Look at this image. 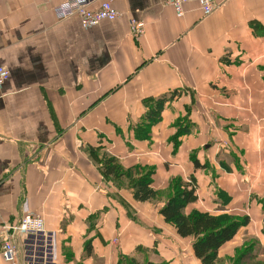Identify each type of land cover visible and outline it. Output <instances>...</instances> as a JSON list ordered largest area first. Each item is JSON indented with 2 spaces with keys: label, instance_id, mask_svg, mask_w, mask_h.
<instances>
[{
  "label": "crops",
  "instance_id": "obj_1",
  "mask_svg": "<svg viewBox=\"0 0 264 264\" xmlns=\"http://www.w3.org/2000/svg\"><path fill=\"white\" fill-rule=\"evenodd\" d=\"M62 1L0 0V66L11 73L0 86V225L42 214L57 234L59 264L71 256L118 264L138 246L169 264H200L194 238L180 237L160 204L137 202L132 189L104 177L90 152L102 145L127 168L155 165L159 190L175 173L194 175L201 198L192 206L250 217L219 254L251 237L252 257L264 259V0H215L208 16L190 2L182 17L169 0H112L122 15L92 28L77 17L58 20ZM130 18L146 23L142 38L131 35ZM174 90L181 94L152 145L137 141L131 121ZM186 105L197 129L174 154L171 122ZM190 152L207 159L214 178L195 169ZM213 189L226 198L222 210ZM0 264H11L1 251Z\"/></svg>",
  "mask_w": 264,
  "mask_h": 264
},
{
  "label": "trees",
  "instance_id": "obj_2",
  "mask_svg": "<svg viewBox=\"0 0 264 264\" xmlns=\"http://www.w3.org/2000/svg\"><path fill=\"white\" fill-rule=\"evenodd\" d=\"M180 94L181 90H174L173 92L166 93L149 102L148 110L142 117L146 128L151 130L153 126L161 123L163 121L162 116L166 106L175 98L179 97ZM184 121L185 123L183 124L181 121L176 124L178 131L174 132L170 138V142H173L174 154L178 151L182 143V137L191 133L192 122L190 118ZM146 135V133L145 135L138 134L137 138L143 140L146 138ZM101 151H103L102 145L90 147V152L94 156H101L100 168L104 177L114 181L127 179V185L132 189L134 198L137 202L146 203L160 201L162 194H167L168 198L164 201V205L160 209V214L167 223L176 228L179 236L183 238H194V253L202 264H217L220 249L225 244L232 241L238 235L242 227L248 226L250 223L249 216L225 213L213 214L212 212L199 209H193L188 213V207L199 201L198 182L194 175L190 176L188 179L183 176H174L171 178L166 190H159L153 186V176L156 172L155 168L148 171L144 170V166L142 167L141 165L127 168L118 156L107 152L100 155ZM191 160L194 163L195 169L204 168L201 167V162L197 159L196 155H191ZM145 169L147 168L145 167ZM250 246L253 251L256 242H252ZM85 250L87 257H90L93 253V245L90 241L85 244ZM147 251H149V249L142 246L136 248V253ZM250 256L252 257L251 253ZM118 264L164 263H157L151 260L143 261L134 254H123L120 255Z\"/></svg>",
  "mask_w": 264,
  "mask_h": 264
},
{
  "label": "built area",
  "instance_id": "obj_3",
  "mask_svg": "<svg viewBox=\"0 0 264 264\" xmlns=\"http://www.w3.org/2000/svg\"><path fill=\"white\" fill-rule=\"evenodd\" d=\"M48 1V0H41ZM94 0H63L54 7L58 20L71 17L80 19L84 28H92L104 20H115L122 13L113 5L112 0H103L98 7L93 6ZM197 2L205 16L210 15L216 8L215 0H169L177 15L186 13V5ZM130 33L135 39L145 35L146 23L136 18L129 19ZM10 70L0 66V86L10 77ZM18 240L22 242V259ZM119 238L113 243L118 245ZM0 251L4 259L11 264H59L57 249V234L46 229L45 218L42 214L28 211L16 224L0 225Z\"/></svg>",
  "mask_w": 264,
  "mask_h": 264
},
{
  "label": "rangeland",
  "instance_id": "obj_4",
  "mask_svg": "<svg viewBox=\"0 0 264 264\" xmlns=\"http://www.w3.org/2000/svg\"><path fill=\"white\" fill-rule=\"evenodd\" d=\"M176 99H174L173 101H175ZM173 101H171V102H173ZM177 101V100H176ZM170 104V103H169ZM189 106H185V109H186V112L184 113V114H182L181 116H178V118H176L174 121H172L171 122V126L172 127H174L175 128V132L176 131H178L177 130V126H176V124L178 123V122H182V124L183 123H185V121L184 120H186L187 118H189V116H188V114H189V112H188V110H190L189 108H188ZM163 117V116H162ZM182 117H187V118H182ZM178 119H179V121H178ZM143 120V121H142ZM191 121V120H190ZM192 122V121H191ZM160 124V123H159ZM225 125V124H224ZM223 125V126H224ZM157 126V125H156ZM154 127L155 126H153V128L151 129V130H149L148 128H146V125L144 124V119H142V118H140V119H135V120H133V121H131V123H130V125H129V130H131L132 131V133L134 134L133 136L135 137V139L137 140V141H139V138H137V135L138 134H140V135H145V133L147 134L146 135V138L145 139H143V141H146V142H148L149 143V145H152V143H153V131H154ZM119 129H120V127H119ZM196 129H197V125H194V123L192 122V126H191V133L190 134H195V131H196ZM173 135V134H172ZM172 135L170 134L169 136V138L168 139H170L171 137H172ZM187 136V135H186ZM185 137V136H184ZM184 138L182 137V140H183ZM172 144V146H173V142L171 143ZM173 148V147H172ZM179 150V149H178ZM201 152L203 151L202 149L200 150ZM104 152H107L106 150H104L103 149V151H101V153H100V155H102ZM178 152V151H177ZM176 152V153H177ZM107 153H110V152H107ZM110 154H112V153H110ZM191 155H196V157H197V159L199 160V158H198V155H197V152H190V158H191ZM91 156H92V158H93V160H94V162L98 165V166H100V164H101V156H99L98 155V157L97 156H94L92 153H91ZM200 161V160H199ZM201 163V167H204L205 169L207 168V172L206 173H208V174H210V176H212V178H214L215 176H214V170H213V168H212V165H210L208 162H207V159H206V161L204 160V159H201V161H200ZM203 163V164H202ZM205 163V164H204ZM141 165V164H140ZM139 164L138 165H136V166H140ZM142 167L144 166V165H141ZM145 167L147 168V169H145ZM155 168V170L157 171V167L155 166V165H146V166H144L143 167V169L144 170H153ZM203 168V169H204ZM102 171V170H101ZM156 173V172H155ZM182 174H179V173H175V174H173L172 175V177L171 178H173L174 176H183L184 178H185V174L186 173H184L183 171L181 172ZM155 175V174H154ZM192 176V175H191ZM190 177V176H189ZM188 177V178H189ZM153 178H154V176H153ZM187 178V177H186ZM187 178V179H188ZM202 178V177H201ZM213 180V179H212ZM198 182V181H197ZM115 183L120 187V188H122V187H124V185H126V187L128 186L127 185V179H125V180H119V181H115ZM198 185V184H197ZM211 185L213 186V185H215V183H214V180H213V182L211 183ZM167 189V188H166ZM166 189H164V190H166ZM163 190V189H162ZM198 192H199V185H198ZM207 192L208 193H210L209 192V190H207ZM213 194L215 193V195H216V197L215 198H217V197H219L218 196V193L221 195V190H218V189H213ZM199 194V193H198ZM200 194H201V192H200ZM168 197H167V194H162V196H161V199H160V203L158 202V201H152V203H154V205H159L160 204V206H158V207H160L159 208V210L163 207V205H164V201L167 199ZM199 198H201L200 196H199ZM209 199H210V196H209ZM219 199H220V202L221 203H219V205H218V208L220 209V210H222L223 209V206H224V201L226 200V198L223 196V198H221V196L219 197ZM162 200V201H161ZM157 202V203H156ZM162 202V203H161ZM204 203L206 204L207 203V200H206V198L204 199ZM205 204L203 205V206H205ZM196 209V207H194V206H191L189 209H187V212L189 213V212H191L193 209ZM213 214H216V213H213ZM179 235V234H178ZM181 237V236H180ZM256 242V240L254 239V238H251V237H249V238H247V239H245V241H244V243L243 244H241V245H239V246H236V242L234 243V245L232 246V248H231V250H230V254H228V255H226V256H223V254H219V257H218V262H217V264H259V263H264V259L262 258V259H257V258H253V257H251L250 256V253H251V255H253V252L255 251V248L253 249V251L251 250V244H252V242ZM193 243H194V239H193ZM143 247V246H142ZM249 247V248H248ZM246 248H248V249H246ZM260 251V250H259ZM134 255L135 256H137L139 259H141V260H151V261H153V262H157V263H166V264H168V263H170V262H168V260L166 261V260H164V258L163 257H161V255H160V253L158 252V251H156L155 249H149V251H147V252H139V253H134ZM196 257V256H195ZM197 258V257H196ZM197 260H198V258H197ZM199 261V263L200 264H202L201 263V261L200 260H198ZM66 264H90V260H75V261H72V256L71 257H69L68 258V260H67V262H66Z\"/></svg>",
  "mask_w": 264,
  "mask_h": 264
}]
</instances>
